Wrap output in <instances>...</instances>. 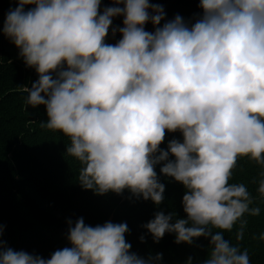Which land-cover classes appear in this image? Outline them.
<instances>
[{"label": "clouds", "instance_id": "obj_1", "mask_svg": "<svg viewBox=\"0 0 264 264\" xmlns=\"http://www.w3.org/2000/svg\"><path fill=\"white\" fill-rule=\"evenodd\" d=\"M15 2L0 32L37 72L22 88L26 104L44 105L41 127L69 138L81 187L97 195L127 189L160 205L165 185L155 166L162 164L160 172L185 188L186 218L173 222L175 213L157 211L143 225L153 240L175 233V243L191 245L203 236L202 264H251L224 232L239 224L241 241L245 214L261 211L247 186L230 180L239 158L264 167V0H199L195 22L177 14L162 26L164 8L150 0H113L102 12V0ZM117 16L123 26L111 27ZM148 22L154 31L145 30ZM110 27L121 34L115 44L105 42ZM176 132L182 140L160 148ZM256 191L264 200V178ZM67 223L71 247L50 258L6 247L0 225V264H152L130 251L126 222Z\"/></svg>", "mask_w": 264, "mask_h": 264}, {"label": "trees", "instance_id": "obj_2", "mask_svg": "<svg viewBox=\"0 0 264 264\" xmlns=\"http://www.w3.org/2000/svg\"><path fill=\"white\" fill-rule=\"evenodd\" d=\"M161 4L166 13L162 24L177 14L185 21L195 22L202 13L199 0H150ZM113 0H102L100 11L112 6ZM33 5H26V10ZM13 0H0V28L3 17ZM123 17L113 18L111 27L123 26ZM111 27L105 42L115 44L121 34H112ZM145 30L152 32L151 22ZM10 40L0 32V225L3 226L2 239L6 247L15 251L23 250L33 255L50 258L57 249L71 247L67 239L68 223L79 217L86 225H102L106 221L126 222L129 232L126 241L131 244V252L143 258L153 257L152 264H202L209 252V239L194 238L190 245L175 243V233H166L155 242L151 233L143 227L154 218L157 211L175 213V219L186 218L182 198L185 188L182 183L160 172L162 164L155 166L159 181L165 185L164 201L156 205L151 199L136 198L125 189L122 194L109 191L97 195L86 190L78 182L79 162L66 153L70 144L61 132H53L41 127L48 117L44 105L36 108L26 104L27 93L38 79L34 68L25 65L23 59H16L9 51ZM182 140V134L166 133L160 148L167 150L168 141ZM174 158V157H170ZM264 167L247 157L238 159L230 183H243L256 200L252 207H260V215L245 214L248 221L241 241L236 240L239 224L231 232L225 231L224 238L232 244L247 249L251 264H264V240L258 237L264 233V200L256 191ZM217 231V230H213ZM145 237L142 242L141 236ZM162 253V259H154Z\"/></svg>", "mask_w": 264, "mask_h": 264}, {"label": "rangeland", "instance_id": "obj_3", "mask_svg": "<svg viewBox=\"0 0 264 264\" xmlns=\"http://www.w3.org/2000/svg\"><path fill=\"white\" fill-rule=\"evenodd\" d=\"M13 6L14 8L17 6L15 0H13ZM4 18L5 17H3L2 19L4 20ZM9 51L11 52L14 58L22 59V57L19 56V49L13 43H11V46L9 47Z\"/></svg>", "mask_w": 264, "mask_h": 264}]
</instances>
